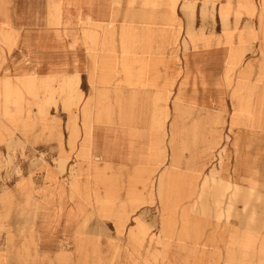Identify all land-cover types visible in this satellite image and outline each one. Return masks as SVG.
<instances>
[{"label":"rangeland","instance_id":"rangeland-1","mask_svg":"<svg viewBox=\"0 0 264 264\" xmlns=\"http://www.w3.org/2000/svg\"><path fill=\"white\" fill-rule=\"evenodd\" d=\"M187 1L113 0L111 20L128 22L121 31L128 37L121 44L126 94L113 125L135 130L125 164L82 166L34 148L64 128L81 129L84 149L98 124L111 125L107 97L117 81L111 80V58L101 55L111 49V24L102 40L89 34L92 65L80 78L32 73L24 56L10 71L13 56L0 49V214L8 219L14 188L17 223L36 229L47 217L64 224L66 237L76 226V247L65 248L63 264H264L258 246L248 248L264 244L260 0H193L189 7ZM137 30L157 38L147 40L145 32L138 40ZM242 30H252L254 38L239 50ZM0 39L8 45L5 34ZM151 43L160 45L162 57L174 58V76L157 70L166 63L151 55ZM170 112L177 119L169 120ZM170 122L189 130L191 143L178 135L170 161L163 149L154 165L139 163L143 130L164 131ZM146 144L150 156L158 150V140ZM65 198L71 202L66 215L40 210L57 199L60 214ZM128 240L139 246L129 247ZM46 263L59 264L53 255Z\"/></svg>","mask_w":264,"mask_h":264},{"label":"crops","instance_id":"crops-1","mask_svg":"<svg viewBox=\"0 0 264 264\" xmlns=\"http://www.w3.org/2000/svg\"><path fill=\"white\" fill-rule=\"evenodd\" d=\"M192 1H187V7L193 5ZM252 8L251 4L250 12ZM112 13L113 0H0V37L1 34H5L9 38L8 45L0 39V49L6 50L9 55L13 56V65H8L10 71L15 69L14 64H17V57L24 56L28 63L26 66L32 73H42L41 75L56 77L58 80L61 77L72 76L80 78L82 74H88L92 65L90 54L95 48L91 49L89 34H95L97 40H102L107 34L106 29L110 28L106 26L111 24L112 27L110 30L112 36L108 38L111 49L101 54L111 58V68L115 72L111 80L117 81V86L110 87L107 97V103L113 108L110 116L111 125H108L107 122L104 123V126L98 124L92 130L90 142L84 149L81 148L83 136L81 129L66 132L63 128L60 130L61 133L58 130L56 133H51V136L56 137L52 139V142L34 146L36 151L56 152V157L59 160L79 162L82 166L88 167L94 166V164L100 167L103 165L117 166L127 162V155L131 151L130 136L135 130L125 128V132H123L122 128H116L113 125L116 126L120 119L117 105L123 102L121 97L126 94L123 92V87L126 85L121 81L122 58L125 56L121 44L128 37H123L121 31L123 27H128V22L125 19L118 23L117 16H115V20H111ZM257 20L261 37L264 38V0H260ZM91 22L101 23L104 27L94 26ZM118 24V30L114 31L115 25ZM246 27L249 29L248 25ZM134 32L138 36L141 35V37H137L138 40L145 39L143 35L146 31L137 30ZM146 33L149 34L147 40L157 38L155 32ZM253 36L252 30H242L239 34L240 44L237 49L243 50L244 45L250 39L252 40ZM151 44V55L166 63V65L158 64L157 70L167 73V76H174V58L171 56L162 57L160 45L157 44L154 48L153 43ZM158 46L160 51L157 49ZM132 51L137 55L143 54L141 52L143 50ZM13 85L15 84L13 83ZM174 119H177V113L170 112L169 120ZM143 131L144 139L142 141L144 144L137 150L140 154L137 161L145 166L154 165L161 158L163 149L165 152L168 151L170 161L173 151H177L178 135L184 136L185 142L191 143V140L187 139L190 131L177 129L171 122L164 131L163 129L153 130L152 133L148 130ZM5 135L7 134L3 136ZM77 135L80 138L77 139ZM150 137L153 141L158 140L159 142L158 150L154 149L151 156L146 144ZM31 146L33 147V145ZM83 151L90 157L82 156L81 152ZM25 196L29 198V192H25ZM16 198V190L10 189L7 203L8 219L5 221L0 214V264H47L46 261L50 255H53L59 264H63L66 256L65 248L76 247L73 240L76 226L71 228L72 235L66 237L64 224L59 226L48 222L47 217H42V222L36 225V229H33L32 224L17 223L15 217ZM65 199L64 212L60 214L55 211L59 204L57 199L49 204L41 203L40 210H44L45 215L49 216V210L52 207L53 216L55 214L56 216L66 215V210L70 208L71 202L67 198ZM41 213L43 215V211ZM129 242V247L139 246L136 242ZM257 246L260 253L264 254V244H254L253 246L250 244L248 248L255 249Z\"/></svg>","mask_w":264,"mask_h":264}]
</instances>
